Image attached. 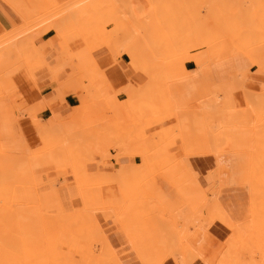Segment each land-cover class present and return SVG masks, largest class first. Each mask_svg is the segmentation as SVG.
Instances as JSON below:
<instances>
[{
    "label": "rangeland",
    "instance_id": "rangeland-1",
    "mask_svg": "<svg viewBox=\"0 0 264 264\" xmlns=\"http://www.w3.org/2000/svg\"><path fill=\"white\" fill-rule=\"evenodd\" d=\"M1 1L15 12L19 24L0 35V46L8 41L2 37L8 33L21 34L24 41L19 38L13 52L0 59V96L8 94V85L13 88L0 99V117L13 122L3 127L13 139L0 135V264H107L101 256L104 243L116 255L113 264H192L201 259L193 239L216 222L231 230L216 264H264V0H117L120 6L114 0H82L103 4L98 14L111 16L114 24L84 43L79 36L67 38L75 52L61 54L77 65L75 72L68 66L58 68L66 77L59 85L82 82L81 87L92 89L84 87L92 102L78 124L69 125L71 113L64 115V129L60 119L46 124L39 118L41 103L18 111L12 103L27 84L18 82H32L29 73L37 83L27 41L38 44L36 36L48 18L81 0L29 4V15L16 8L26 6L21 0ZM130 22L142 28L137 48L146 71L129 66L146 81L130 83L134 94L127 96L123 109L116 99L130 84L112 93L111 87L93 81L103 72L84 44L88 49L99 43L106 47ZM45 57L49 65L55 61L54 68L59 66L53 51H46ZM235 63L237 73H230ZM188 64L196 71L188 74ZM28 124L38 133L40 145L35 148ZM22 139L18 151L3 145ZM128 143L150 156L149 172L142 174L141 168L126 180L84 187V168L90 174L116 175L121 164H140L138 158L132 162L118 155ZM100 150L109 157L97 163ZM223 153L226 157L218 163ZM198 159L211 165L204 175L202 161L199 167L192 165ZM117 232L127 240H113ZM78 234L88 236L92 254H83L86 245H80L83 253L72 245ZM81 257L86 259L80 263Z\"/></svg>",
    "mask_w": 264,
    "mask_h": 264
},
{
    "label": "crops",
    "instance_id": "crops-1",
    "mask_svg": "<svg viewBox=\"0 0 264 264\" xmlns=\"http://www.w3.org/2000/svg\"><path fill=\"white\" fill-rule=\"evenodd\" d=\"M21 1L26 6H17L16 8L19 10V12L25 15L30 14L29 4H34V5H39V6L45 5L44 0H28L27 1L28 3H25L23 0ZM3 2L4 1L0 0V35L3 34L4 31H10L14 29L19 24V19L17 15L15 14V12L12 9H10V7L6 5L5 2L4 3ZM74 36H77V35H71L68 38H72ZM36 46L41 50L45 59H46L45 52L48 50L53 51V53L55 54L56 60L58 56L64 52V50L74 51V46L69 41V39L67 38L55 39L54 34L52 32L48 33L47 35H44L40 39L38 44H36ZM54 49L59 54H57V52H55ZM115 59L116 58L113 57V55H110V53L108 52L103 51L99 53L98 56L96 57V60H97L98 68L101 69L103 73L97 74V77L94 76L93 81L99 83L101 86L107 85L108 88L111 87L112 93L120 91V89L125 88L132 81L138 85L145 83L146 81L145 75H143L142 73H135L131 70L129 66L130 60H128V56L123 55L121 58L117 60ZM189 61H192L194 63V61L196 60L189 59ZM189 64L187 65V68H189ZM247 64L249 65L248 70L254 73L256 68L254 66H251L248 60H247ZM47 65L49 69H55V71L52 74L53 80L56 82V84L59 87L53 89L51 75L49 74L48 71H42L37 74V83L34 82V80L32 79L29 73V78L31 79L32 82L23 80V81L18 82L17 84V85H23L27 83L26 85H23L22 87H20L18 91L15 93V96L19 98L12 103L13 110H17V111L19 109L29 110L31 108H34L37 105L39 106L41 103L40 106H43V110L39 114V118H41L44 122H46V124L48 123L49 120L52 119L54 112L59 113V116L61 117L59 120V123L63 129H64V123L62 122V117L66 114L71 113V115H69V118H68L69 125H75V124L80 123L84 119V117H86L88 110H89L88 104L92 101H87L83 103L81 102L80 99L76 97L73 88L71 87L63 88V86H66L68 82H66L65 84L59 85L61 82L65 80L66 77L64 75V70H58V69L56 70V68H54L57 65V62L53 61L51 65H49L48 63ZM233 66L234 68L230 69V73L236 74L237 64L235 63ZM25 69L28 71L26 67ZM189 69H185L188 74L196 71V69H193V68H189ZM202 72L203 71H201L199 74H201ZM225 76H227V74H225L223 77ZM6 88L7 90H9L8 94L13 90V88L9 85ZM1 89L3 91V88ZM99 92L101 93V89L99 90ZM61 93L65 94L66 96L64 97L59 96V94ZM8 94L0 96V99L8 96ZM125 100H127V96L125 94H119L118 98L116 99L117 101L116 104H118L121 108H123L122 103L125 102ZM2 107H3L2 104H0V109ZM8 120L9 119H3L2 117H0V135L2 138L12 140L13 138H11L10 136L8 137L7 134L4 133L3 131L4 126H8L9 124L13 125V122L9 123ZM17 126H18L20 133L23 134V139H24V132L22 129L23 125L20 120H18ZM28 130H29L30 138L32 139V145H31L32 148L39 146L40 142L38 138V133L36 132L35 128L31 124H28ZM23 139L18 142L4 143V144L2 143V144L10 151H18L19 144L22 143ZM224 156H225L224 153L219 154V156L217 157L218 163H219L220 158ZM146 161L149 165V168L151 169L152 160L150 159V156L148 154L146 155ZM200 161L203 162L202 167L201 166L200 167L202 168L201 170L204 175L208 171L211 165L210 164L207 165L206 160L198 159L192 162L193 167L194 165H197L199 167L198 164L200 163ZM140 164H141V161H140ZM110 165H112L113 167H117L114 163ZM121 165L123 166V164ZM147 173L148 172H145V171L142 172V174H147ZM96 174H99V173H96ZM104 174H108V173H104ZM97 187H100V186H97ZM97 187H93V188H97ZM218 200L221 206L225 209V211L228 213L230 218L233 220V222L237 223L234 220L233 216L230 214V212L221 203L219 197H218ZM230 235H231V230L227 228L226 225H223V223H220V222L214 223L207 230L206 229L202 230L200 234L198 235V237L193 239V244L199 250L201 254V259L196 260L192 264H216L221 252L225 248L224 244L227 241V239L230 237ZM115 236L116 237L123 236L125 238V241L127 240L126 235L124 233H120V232L114 233L111 238H113L114 240V238H116ZM76 241L78 240L75 239L72 241L73 246H75ZM164 264H176V262L174 260H168Z\"/></svg>",
    "mask_w": 264,
    "mask_h": 264
},
{
    "label": "bare ground",
    "instance_id": "bare-ground-1",
    "mask_svg": "<svg viewBox=\"0 0 264 264\" xmlns=\"http://www.w3.org/2000/svg\"><path fill=\"white\" fill-rule=\"evenodd\" d=\"M48 1L50 3L54 2L53 0H48ZM81 1H79V3L73 4L74 6L72 5L73 6V7L71 6L72 8L69 7L70 9H68L65 13H62L60 11L59 13H62L60 15H58V14L51 15L50 18H48L49 22H46L48 24L46 25L45 28L42 29V31H40V33H38L36 38L41 39L44 35H47L48 33H51V32L54 33V35H55L54 38L55 39L68 38L69 36H71L73 34H77V36H79L82 39L83 43H84V39L89 40V38H91V35H93V34L95 35V33H98V32H100L102 30H106L109 25L114 24L112 19H111V16L109 14L107 16H110V17H106V15L105 16H103V15L101 16V15L98 14V13H101L100 9L102 8L103 4H101L99 6L97 4H94L95 1L93 3H90V4L89 3L88 4L85 3V2H87V0H85V2H83L84 0L82 2ZM106 2H108V1H106ZM114 2L116 4L117 0H114ZM117 4L119 5V3H117ZM117 4H116V6H117ZM102 14H103V12H102ZM131 18H133V17H131ZM46 23H43V24H46ZM43 24H40V25H43ZM129 25L132 26V22H130ZM131 26H129V27H131ZM133 26L131 28H129V27L125 28V31L121 34V36L116 38V39H114L113 41H111L109 43V45L106 46V47H105V45H101L99 43V44H96L91 49H88L86 44H84V45L88 49V51L90 52V54L92 55V57H93V59L95 61H96V57L98 56V54L103 52V51L110 53V55H113V57H115V55L122 54V55L128 56V58L130 59V65H132V67L135 70H137L138 72H140V71L144 72L145 69L143 70L144 66L142 65L143 55L141 54V51L137 48L138 43H140V41H141L142 28L140 27V23L137 24V25H133ZM129 30H130V32H129ZM16 33H18V32L16 31ZM11 34L12 33H8L6 35H2V37L4 39L8 40V41L6 42V44L2 43L3 45H6V46H4V47H3V45H2V47L0 46V59H2V58L4 59V56H6L9 53H12L13 52L12 50H14L15 47L19 45L18 41H20L19 38H22L20 36L21 34L20 35L16 34L17 36H14L15 33H13V35H11ZM26 34H27V32H26ZM23 38H22V40L20 42L24 41ZM32 40H31V42H32ZM27 43L30 45V47H28V49L30 48L29 50L32 53V58H31L32 65L34 67H36L38 73H40L42 71H48L49 74L51 75V79H52V82H53L54 80H53V75L52 74L55 71V69H49L47 63L45 62V58H44L41 50L36 46V44H34V43L32 44L31 43L32 44V46H31V44L28 41H27ZM7 44H9V45L7 46ZM31 47H32V49H31ZM66 55L65 54H63V55L60 54L58 56L57 60L59 62V66L56 68V70L58 68H61V67L65 68L66 66H68L75 72V67H76L77 64H75V66H74L72 64V61H74V60H72L69 56H66ZM119 57H120V55H119ZM74 72H72L71 75ZM81 83L68 82V84L66 86H63V88H65V87L73 88L76 97L78 99H80L81 102L85 103V102L91 100V98L89 96H90V91L92 89H88L86 86H84L85 89L87 88L86 90H90V91H87V92H89V94L87 96V94H85L84 87L80 86V85L83 86V84H81ZM53 85H54V87H57V88L59 87L58 85H56V82L55 83L53 82ZM134 90H135L134 87L130 85V86L126 87L123 90V94H125L126 96L131 97L134 94ZM121 92H122V90H121ZM84 95H85V97H84ZM60 118L61 117L59 116V113L58 112L57 113L54 112L52 120L54 121V120H58ZM130 145H131V143H128V144L124 145L121 148L123 152L120 149L118 155L120 157H128V158H130L132 160V162L135 161L138 158V159H140L142 161V165H139L136 162H133L129 166H121V167L118 168V170H117L118 173L116 175H113V174L109 175V174H104V173L90 174L88 172L87 168H84V169L80 170L81 177H85L87 179V182L85 183L84 187H87V188L88 187H97V186L103 185L105 183H108L110 180H113L112 182L114 183V181L116 182L115 179H118L117 180L118 182H119V179L126 180L129 177L131 178V177L135 176L141 170V168L144 169L145 172H149L150 168H149V165H148V163L146 161V153L145 152H141V151H136L135 149H132L133 146L131 147ZM107 152L100 150L98 152V154L96 155L95 162H97V161L104 162L109 157V155H107L108 154ZM120 152H122V153L120 154ZM257 156H258V154H257ZM98 158L100 160H98ZM82 212H83V210H82ZM89 221H90V219H89ZM85 222H86V220H85ZM86 224H87V222H86ZM81 225H82V223H81ZM97 225H99V224H97ZM83 226H85V225H82V227ZM88 227H89V223H88ZM93 227H90V228L93 229ZM95 228L96 227H94V230H95ZM85 230L88 231L89 229H84V231ZM85 233H87V232H85ZM75 234H76V232H75ZM87 234H90V233H87ZM81 235L82 234H80V235L78 234V236L77 235L75 236V237H77V240H78L75 243V247L77 248L78 252L81 251V246L80 245L83 244V245H86V247L91 245V244H89V240H87L88 236H84V235L81 236ZM91 237H92V235H91ZM89 239H90V237H89ZM102 246H103L102 247L103 248V252L101 251L102 252L101 256L106 259L105 261H107L106 262L107 264H113L112 263L113 257L115 258L116 255L114 256V254H112L111 245H108L107 243L106 244L104 243ZM86 247H84L85 248V253L82 252V251H84L83 246H82L83 250L81 252L83 254H85V255H88V253L92 254L93 251L90 248V246H89V248H86ZM94 254H95V252H94ZM98 254H100V253H98ZM90 256L94 257L95 259L98 258V257H95L96 255H89V256H87V258L88 257L91 258ZM81 258H82V259H80L81 261L79 260L80 263L82 261H84V259H86V257H84V258L81 257ZM85 262H86V260L84 262H82L81 264H83ZM72 263L74 264L75 261H72Z\"/></svg>",
    "mask_w": 264,
    "mask_h": 264
}]
</instances>
